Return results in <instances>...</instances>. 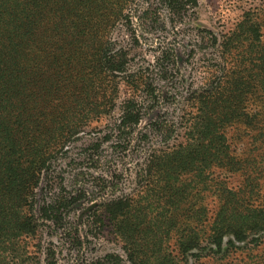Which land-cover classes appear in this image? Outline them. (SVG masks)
<instances>
[{
	"label": "rangeland",
	"instance_id": "374dc122",
	"mask_svg": "<svg viewBox=\"0 0 264 264\" xmlns=\"http://www.w3.org/2000/svg\"><path fill=\"white\" fill-rule=\"evenodd\" d=\"M155 5L162 7L163 17L157 28L136 26L133 17L137 39L127 23L113 33L117 45L130 52V69L142 70L153 80L155 94L145 99L143 91L131 93L120 77L111 115L84 125L68 143L53 186L46 187L44 181L40 187L46 188L49 198L76 201L69 205L63 223L40 224L32 246H40L41 264H94L111 253L118 255V264H132L126 239L115 233L102 209L105 201L117 197L128 201L130 218L140 226L138 257L150 258L151 264H264V227L259 219L264 211V82L251 79L241 97L234 88L237 76L246 80V74L259 72L264 0H194L183 5L176 20L159 0H139L136 9L143 6L142 12ZM246 21L260 24V38L237 40L226 48L224 40ZM164 49L172 56L159 74L157 57ZM130 94L138 102L145 99V115L130 138L120 141L110 129ZM217 97L228 98L222 114L243 111L242 116L220 123L230 154L214 156V141L205 139L197 143L202 149L201 144L208 145L210 156L196 157L187 169L175 161L167 164L169 155L157 166L156 156L181 144L188 146L203 103ZM211 113L214 120V110ZM249 213L258 217L249 220ZM253 221L261 227H254ZM240 227L248 228L244 240L233 233ZM220 230L224 233L219 246Z\"/></svg>",
	"mask_w": 264,
	"mask_h": 264
},
{
	"label": "trees",
	"instance_id": "16d2710c",
	"mask_svg": "<svg viewBox=\"0 0 264 264\" xmlns=\"http://www.w3.org/2000/svg\"><path fill=\"white\" fill-rule=\"evenodd\" d=\"M159 1L169 10L170 19L176 20L183 5L194 0ZM138 2L0 0V264H41L40 246H32L40 224L63 223L67 209L76 198L70 197L69 201L65 196L49 198L46 188L40 186L44 181L46 187L53 186L57 163L69 152L67 145L79 129L111 115L117 106L118 79H125L131 93L143 91L145 99L147 95L154 96L153 80L142 70L130 69L129 50L118 46L119 40L113 38L114 31L126 23L133 37L138 38L133 17H137L136 26L143 29L162 24V7L148 6L141 12L143 6L136 9ZM256 35L259 38L262 35L260 24L246 21L224 44L230 48L235 41L251 40ZM171 56L164 49L157 57L159 74L165 72ZM261 59L257 74H246V80L235 78L234 88L241 91L239 97L249 88L251 79L264 82V56ZM136 97L130 94L124 100L122 115L110 129V134L120 141L130 138L145 115V99L138 102ZM224 101L228 102V98L204 102L200 122L190 129L192 140L188 146L181 144L170 153L165 151V155L156 156L153 162L160 166L169 155L167 164L175 161L187 169L196 157L210 156L208 145L201 144L205 147L202 149L197 143L205 139L214 141V156L230 154L226 152L229 146L220 123L242 116L243 111L230 109L222 114L219 111L224 108ZM39 188L42 197H39ZM65 200L67 204L63 203ZM128 207V201L118 197L102 205L115 233L126 239L130 262L151 264L150 258L138 257L136 236L140 226L130 218ZM260 214L264 227V211ZM125 215L126 219L121 220ZM255 217L258 215L247 214L249 220ZM252 223L254 227H261L260 222ZM240 229L233 233L238 240H244L242 234L248 228ZM223 233L220 230L216 239L219 246ZM182 249L189 250L190 246ZM116 263L119 257L111 253L94 264Z\"/></svg>",
	"mask_w": 264,
	"mask_h": 264
}]
</instances>
